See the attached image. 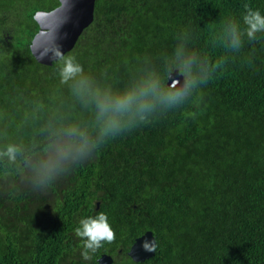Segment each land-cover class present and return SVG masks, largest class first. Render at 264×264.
Instances as JSON below:
<instances>
[{
	"label": "trees",
	"instance_id": "obj_1",
	"mask_svg": "<svg viewBox=\"0 0 264 264\" xmlns=\"http://www.w3.org/2000/svg\"><path fill=\"white\" fill-rule=\"evenodd\" d=\"M57 5L0 0V264H264V33L233 48L226 32L264 0H95L46 66L28 48L32 14ZM68 56L82 72L61 82ZM175 69L195 80L181 102L101 133L97 92L168 89ZM97 211L114 239L83 261L74 229ZM145 231L156 250L132 261Z\"/></svg>",
	"mask_w": 264,
	"mask_h": 264
},
{
	"label": "clouds",
	"instance_id": "obj_2",
	"mask_svg": "<svg viewBox=\"0 0 264 264\" xmlns=\"http://www.w3.org/2000/svg\"><path fill=\"white\" fill-rule=\"evenodd\" d=\"M241 24H243V28H241ZM226 32L231 47L239 48L242 44L241 37L246 36L252 40L256 38L257 33H264V14L259 9L245 5L239 20L228 21ZM81 72V66L74 63L73 57H65L60 70L61 82L72 80ZM194 83L195 80L186 81L182 86L183 90L180 88L161 89L158 81L148 80L119 93L97 92L95 102L98 116L102 121L101 133L118 131L124 123L123 118H127L129 122L133 117L143 120L145 114L152 111L157 103L174 105L181 102ZM85 85V81H78L77 90H83ZM15 151L13 146H8L4 154L12 159ZM74 232L79 239V253L83 261H90L104 243L114 239V231L109 223V218L103 211L82 217ZM156 247L157 243L154 237L150 241L142 242V248L145 251L155 252Z\"/></svg>",
	"mask_w": 264,
	"mask_h": 264
},
{
	"label": "water",
	"instance_id": "obj_3",
	"mask_svg": "<svg viewBox=\"0 0 264 264\" xmlns=\"http://www.w3.org/2000/svg\"><path fill=\"white\" fill-rule=\"evenodd\" d=\"M94 1L58 0V5L49 11L33 12L32 19L37 25V31L28 48L37 63L51 66L74 47L83 29L92 22ZM184 83L176 69L167 76L166 85L169 88L183 90ZM152 238V233L145 231L134 239L127 251L132 261L142 262L152 256L153 252L142 248V242ZM93 264H112V259L109 255H100Z\"/></svg>",
	"mask_w": 264,
	"mask_h": 264
}]
</instances>
